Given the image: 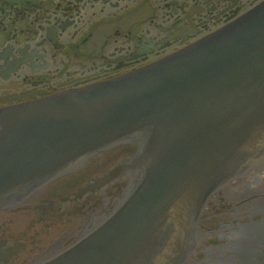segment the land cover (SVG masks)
<instances>
[{
  "label": "water",
  "instance_id": "obj_1",
  "mask_svg": "<svg viewBox=\"0 0 264 264\" xmlns=\"http://www.w3.org/2000/svg\"><path fill=\"white\" fill-rule=\"evenodd\" d=\"M127 145L80 190L128 181L117 208L39 264L186 262L209 199L264 164V3L166 60L1 111L0 211Z\"/></svg>",
  "mask_w": 264,
  "mask_h": 264
},
{
  "label": "flooded vegetation",
  "instance_id": "obj_2",
  "mask_svg": "<svg viewBox=\"0 0 264 264\" xmlns=\"http://www.w3.org/2000/svg\"><path fill=\"white\" fill-rule=\"evenodd\" d=\"M263 3L264 0H0V112L109 82L166 60ZM121 149L129 148L114 149L98 157ZM92 161L0 211V264L47 261L79 241L113 211L124 182L80 194L100 175L78 183L88 175ZM69 182L73 184L68 186ZM98 202L101 210L97 209ZM70 209L83 215V219L68 222L69 227L76 228H70L54 242L48 240L47 231H32V222L26 227L22 217L33 212L41 216L38 223L45 222L44 226L51 228L54 224L65 225L56 223L57 217L67 216ZM184 264H264V165L210 198L197 225L193 250Z\"/></svg>",
  "mask_w": 264,
  "mask_h": 264
},
{
  "label": "rangeland",
  "instance_id": "obj_3",
  "mask_svg": "<svg viewBox=\"0 0 264 264\" xmlns=\"http://www.w3.org/2000/svg\"><path fill=\"white\" fill-rule=\"evenodd\" d=\"M124 153H127V150L125 149H121L118 150L117 152H111L108 153L106 155H104L103 157H98L97 159H94L91 162V167L89 169L88 175L86 177H82L80 178V180L78 181V183H81L83 180H85L87 177H91L94 174H101L104 171L108 170L110 167H112L114 164H116L118 161H120L122 158L125 157V155H123ZM107 159H110L107 161ZM103 171V172H102ZM69 184L68 186H70L71 184H73V182H69L67 183ZM57 191L59 192H64L59 190V188L57 189ZM58 192V193H59ZM66 192H69V190H67ZM57 196V194L54 195V197ZM57 212V211H56ZM59 214V213H57ZM23 219L25 218L26 220V227H30V223L32 222V231H47L49 234L46 235L48 237V240L50 241H55L56 239H58V237L61 234H64L65 231L69 228L68 226V222L73 223V219L70 216H58L56 223H62L64 222L65 225H61V224H54V227H45V222L41 225L40 223H38V215L35 213H28V214H22ZM49 224V223H48Z\"/></svg>",
  "mask_w": 264,
  "mask_h": 264
}]
</instances>
